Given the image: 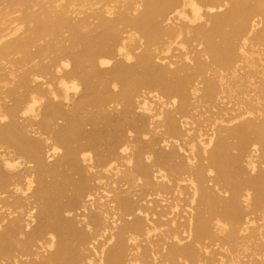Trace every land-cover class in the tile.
Masks as SVG:
<instances>
[{"label": "bare ground", "instance_id": "bare-ground-1", "mask_svg": "<svg viewBox=\"0 0 264 264\" xmlns=\"http://www.w3.org/2000/svg\"><path fill=\"white\" fill-rule=\"evenodd\" d=\"M0 264H264V0H0Z\"/></svg>", "mask_w": 264, "mask_h": 264}, {"label": "rangeland", "instance_id": "rangeland-1", "mask_svg": "<svg viewBox=\"0 0 264 264\" xmlns=\"http://www.w3.org/2000/svg\"><path fill=\"white\" fill-rule=\"evenodd\" d=\"M86 129H88V127ZM122 133H123V131L122 132H119L118 134L121 135ZM105 148H106L105 142L102 141L99 144V149L102 150V149H105Z\"/></svg>", "mask_w": 264, "mask_h": 264}]
</instances>
